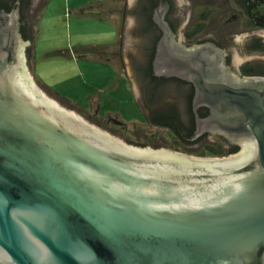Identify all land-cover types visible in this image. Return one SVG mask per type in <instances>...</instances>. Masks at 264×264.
Here are the masks:
<instances>
[{"label": "water", "instance_id": "1", "mask_svg": "<svg viewBox=\"0 0 264 264\" xmlns=\"http://www.w3.org/2000/svg\"><path fill=\"white\" fill-rule=\"evenodd\" d=\"M30 1L0 0V264H264V76L237 68L264 60V32L236 35L229 65L218 42L176 34L173 0H137L135 96L150 128L225 140L228 154L195 155L48 95Z\"/></svg>", "mask_w": 264, "mask_h": 264}, {"label": "rangeland", "instance_id": "2", "mask_svg": "<svg viewBox=\"0 0 264 264\" xmlns=\"http://www.w3.org/2000/svg\"><path fill=\"white\" fill-rule=\"evenodd\" d=\"M132 1L47 0L44 6H40L38 9L39 18L34 19L32 31L33 35L36 32L37 39V72L52 82L55 88L58 87L59 89H57L62 92V95L65 93L70 96H78L82 105L88 104L86 93L92 92L94 94L90 98L89 108H81L59 100L48 93L38 82L39 85L48 95L58 99L65 106L74 108L87 119H89L87 114L81 110L92 114L93 120L102 121V115H115L127 122L130 127L136 122L134 120L142 117L133 98L127 77L130 68L129 66L124 67L121 55L124 41L127 45L132 44L133 36L130 30L132 18L128 16L127 24L124 23L126 2ZM187 2L189 0H177L178 6L181 8H184V4ZM218 17H220L219 14L208 27L212 32L220 30ZM33 35L29 59L32 72ZM179 35H181V31L178 33ZM230 47V56L233 58V45ZM115 51H118L119 54L117 55ZM86 53L104 60L110 58L113 66H109V63L100 61L98 58H94L93 62H87L85 55H83ZM88 57L91 56L88 55ZM124 60L128 61L126 53ZM252 61L264 64L262 59ZM99 97L102 115L98 114L97 98ZM209 152L206 155H213Z\"/></svg>", "mask_w": 264, "mask_h": 264}, {"label": "flooded vegetation", "instance_id": "3", "mask_svg": "<svg viewBox=\"0 0 264 264\" xmlns=\"http://www.w3.org/2000/svg\"><path fill=\"white\" fill-rule=\"evenodd\" d=\"M173 1L176 15L180 21L179 27L176 30V34L178 35V33L181 31L182 40L186 44H192L193 42L205 37H208L218 42L226 50L227 63L229 65L232 61V58L230 56V46L234 44L236 35H239L243 32H253L263 36L264 26L258 28L252 26L253 24L251 21V14L253 2H251L250 0H189V2L184 4V8L178 6L177 0ZM46 2L47 0H31L29 3L28 22L31 37L33 35L32 30L34 27V19L37 20L40 15H38V9L40 8V6H44ZM136 2L137 0H133L132 2H126L124 23L127 24L128 16L132 18L130 30L133 39L131 41L132 44L128 45L126 44V41H124L122 45L121 55L122 61L125 65L124 67L129 66L130 68V73L128 72L127 77L130 82V89L133 98L141 111L142 117L138 118V120H134L136 122H134L132 127H130L128 126L127 122L121 120L115 115H102L103 120L100 121L95 119L93 120L92 114H88L83 110H80L83 113L87 114L88 118L93 120L94 123L106 128L110 132L123 139L137 142L138 137L136 135V132L143 128H149L139 132L140 144L169 147L176 151L186 153L191 152L195 153L196 155H206L209 151L216 152L215 154L209 152L213 155L228 154L225 140L219 135L212 134L209 136H205L199 141V143H183L177 139V137L172 131L165 127L155 125L154 129L156 132L153 128H150L152 124L146 117L142 108L140 107L138 99L135 96L133 90L132 51L136 32ZM180 11H182L183 13ZM218 14L220 15V17H218L217 19L220 22V30L212 32L208 29V27L213 23V21H215V18ZM115 53H117V55L119 54L118 51H115ZM125 53L128 57V61L124 60ZM254 63L255 62H253L252 60L239 63L237 66L239 73L242 76L263 75L259 73H254V71H252V66ZM29 65H31L30 61ZM62 101L64 100L62 99Z\"/></svg>", "mask_w": 264, "mask_h": 264}, {"label": "crops", "instance_id": "4", "mask_svg": "<svg viewBox=\"0 0 264 264\" xmlns=\"http://www.w3.org/2000/svg\"><path fill=\"white\" fill-rule=\"evenodd\" d=\"M98 1V0H97ZM115 28H116V26H115ZM115 32H116V35H117V28L115 29ZM115 39H117V38H115ZM36 41H37V39H36V32H35V34L33 35V42H32V45H33V49H32V61H33V63H32V65H33V72H34V74H35V77H36V79L38 80V82L40 83V85L48 92V93H50L51 95H53L54 97H56V98H58L59 100H64V101H66V102H68V103H71V104H73L74 106H78V107H83V108H89V106H90V98L92 97V95L94 94V93H92V92H90V93H86V98L88 99V104L87 105H82L81 104V102H80V100H79V97L78 96H76V95H73V96H70V95H67V94H65V93H63V95H62V92H60L57 88H55L54 87V84L52 83V82H50L49 80H46L44 77H43V75L41 74V73H39V72H37V62H36V55H37V49H36ZM114 43V42H113ZM113 43H111V44H113ZM83 55H85V58L87 59L86 61L87 62H93L94 61V58H98V57H94V56H92L93 54H83ZM88 55H90L91 57L89 58L88 57ZM100 61H103V62H107V63H109L110 65L109 66H113V62H112V60L109 58V59H107V60H104V59H102V58H98ZM35 71H36V73H35ZM61 93V94H60ZM97 100H98V105H99V115H102V113H101V104H100V97L99 98H97ZM80 108V109H81Z\"/></svg>", "mask_w": 264, "mask_h": 264}, {"label": "trees", "instance_id": "5", "mask_svg": "<svg viewBox=\"0 0 264 264\" xmlns=\"http://www.w3.org/2000/svg\"><path fill=\"white\" fill-rule=\"evenodd\" d=\"M252 4V14L251 21L253 27H263L264 26V0H250ZM246 5V4H245ZM254 73H259L264 75V64L258 62L254 63L252 66ZM210 153H216L214 151ZM220 154V153H219ZM222 154V153H221Z\"/></svg>", "mask_w": 264, "mask_h": 264}]
</instances>
